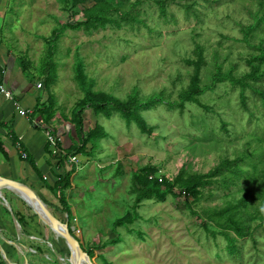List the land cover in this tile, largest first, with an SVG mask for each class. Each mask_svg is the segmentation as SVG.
Instances as JSON below:
<instances>
[{
  "label": "rangeland",
  "instance_id": "1",
  "mask_svg": "<svg viewBox=\"0 0 264 264\" xmlns=\"http://www.w3.org/2000/svg\"><path fill=\"white\" fill-rule=\"evenodd\" d=\"M106 1L129 13L128 21L86 30L84 11L94 0L76 7L72 0H11L7 24L2 28L0 23V33L10 32L4 44L13 77L35 89L42 84L35 93L43 106L54 96L57 135L71 129L74 139L78 136L72 119L86 97L77 78L80 62L96 91L123 100L161 99L142 110L151 129L147 133L120 113L107 117L90 108L84 111L86 129L100 124L106 136L76 155L78 167L63 152L57 155V172L74 170L66 190L72 221L45 186L40 196L74 228L85 250L94 252L95 264H264V101L248 86L264 91V79L243 84L226 80L198 96L207 108L194 102L180 106L196 68L187 59L200 58L197 46L203 54L202 87L210 86L220 71L237 80L250 73L249 61H256L264 45V0ZM57 29L49 71L57 81L48 90L41 65L49 66L46 38ZM24 60L31 63L28 70ZM147 167L156 169L146 173L150 178L175 180L183 173L214 172L213 182L189 203L177 187L176 195L165 201L147 198L137 204L134 176ZM228 207H237L243 237L228 225ZM129 211L133 220L117 225ZM36 214L28 215L42 220ZM44 223L57 264H75L66 240ZM227 234L236 237V252L230 250Z\"/></svg>",
  "mask_w": 264,
  "mask_h": 264
},
{
  "label": "trees",
  "instance_id": "2",
  "mask_svg": "<svg viewBox=\"0 0 264 264\" xmlns=\"http://www.w3.org/2000/svg\"><path fill=\"white\" fill-rule=\"evenodd\" d=\"M87 1L88 0H72V4L73 7H76L80 4H85ZM128 14L129 13L125 12L122 8H119L106 0H94V4L90 7H87L84 11L86 20L83 23V26L86 30H93L101 27H106L109 24H116L117 26H121L122 21H128ZM70 25L74 27L78 26L75 24ZM59 35L60 32L57 29L56 34L54 36H52L51 38H46L49 47L47 50V57L48 59H50V61L48 62L49 66L41 65V70L43 71L41 74L42 76L44 75V85L45 88H47L48 90H50L51 86H53L57 81L56 75L54 73L50 74L49 71H53L51 66L53 64L51 62L53 61V57L55 56L56 41L58 40ZM197 48L200 53V58L198 60L187 59V63L195 65L196 68L189 87L181 93L182 102L180 103V106H184L187 102H194L202 107H206L200 102L198 96L202 95L207 90H214L217 87V84L226 80H230L232 83L243 84L244 82H246L244 80L247 79L255 80L256 83H259L264 79V72L260 71V64L264 63V45L261 44L259 47L262 51L261 55H259L258 57H254V59L256 61H259L260 63H256V61L254 60L249 61L251 71L245 76L244 79L237 80L231 72L225 75L220 71L216 75H214V80L210 86L202 87L201 68L203 65V54L200 46H197ZM23 64L24 70H28L29 64L31 63L24 60ZM3 75L4 72L0 70V84H2L3 82ZM77 78L80 83V86L86 93V97L83 99V101L79 103L74 113L72 122L75 124L78 136L76 139H72L71 147L66 151L64 150L66 154H85V146L88 143L94 144L99 139H102L106 136L104 128L100 124H97L94 129H86V117L84 116V111L87 108L92 109L97 115L103 114L107 117H111L114 113H120L128 121L129 124L135 122L143 132L147 133L151 131V129L147 125L145 118L142 115V110L149 109L155 106V104L161 102V99L151 98L147 101H143L137 96H131L130 98L123 100L111 93H107L104 91H96L92 88V83L87 80L85 74L83 73L81 62L80 64H78L77 67ZM248 86H250L254 91L261 94L264 101L263 90L257 89L254 85ZM53 97L51 98L52 100L47 106L42 105L43 100L41 95L40 97H38V102L34 111L35 118H38V121L35 123L37 127H43L46 125L50 126L54 118L56 109ZM169 105L173 106L174 104L169 103ZM3 125V123H0V126ZM9 135L11 136V139L13 140L15 146L22 150V152L26 153L27 157L23 159H25L30 165L34 167L38 176L46 184L47 188L59 198L62 205L64 206V210L66 211L70 221H72L74 219V215L66 199V190L71 187V176L74 173V170L67 171L66 169L65 174L59 177V180L55 183V185H50L48 181L44 179V176L42 175L40 169L37 167L34 158H32L27 153L24 143L15 133H13L11 128H9ZM65 158L68 160L67 155H65ZM154 170L156 169L152 167H147L142 172L135 173L134 181L136 183V186L134 185V187L138 194V197L136 199L137 204L147 198H156L159 201H165L169 195H176L175 189L177 187L182 190L181 195H184L185 200L187 201V203H189V200L191 198L197 200L202 195L203 188L207 187L213 182L212 177L214 175V172H210L207 175H184L183 173L180 174L175 180H170L168 178H150L148 174L146 175L148 171L153 172ZM219 171L220 169L218 168L217 172ZM245 201L246 199L244 198L241 204H243ZM236 209L237 207H228L225 210L226 213H229L228 225L235 227L237 230V234L240 237H243L245 234V230L244 227L238 226L239 220L237 219L238 212ZM133 217L134 214L129 211L124 217H120L117 220L116 224L124 225L127 223V221H132ZM18 219L22 223L23 218L18 217ZM70 228L72 229L71 226ZM72 233L75 235L74 230H72ZM227 235L229 241L231 242L230 250H232V252H236L237 247L234 245V242H236L237 240L236 237H231L229 234ZM87 252L93 259L94 252L91 250Z\"/></svg>",
  "mask_w": 264,
  "mask_h": 264
},
{
  "label": "crops",
  "instance_id": "3",
  "mask_svg": "<svg viewBox=\"0 0 264 264\" xmlns=\"http://www.w3.org/2000/svg\"><path fill=\"white\" fill-rule=\"evenodd\" d=\"M10 3L11 0H0L2 28L8 21L7 16L9 14L6 8L7 4ZM10 29V27L7 28V30ZM9 33V31L8 35L0 33L2 40L0 56L5 67L2 83L13 94V98L9 99L0 91V123L4 124L0 126V175L23 183L26 182L38 194L43 192L44 186L47 192L53 193L38 176L34 167L23 159L26 158L22 156L24 152L15 146L9 135V128H11L13 133L24 143L27 153L34 158L44 179L54 186L57 182V174H60L59 177L62 174L60 171L57 172V155L52 153L47 131L50 129L57 135V126L52 124L53 121L50 126L37 127L35 124L37 120L34 111L38 97H40V94L35 93L39 89L38 84L36 89L30 87L24 79L14 78L12 69L7 68L9 61L6 52L8 51L7 36ZM4 42H7V45ZM9 65L11 67V64ZM21 108L30 109L33 114L23 116L20 113ZM52 126L56 127L55 131L51 128ZM58 136L61 137L63 150H68L74 138L71 129L68 130L67 134L59 131ZM60 168H63V165ZM53 195L55 196L54 193ZM29 207L30 205L20 195L10 189H3L2 195L0 192V264H57V251L50 238L45 235L47 232L46 224L39 217L31 219L28 214L30 212L36 214V212ZM18 217L23 218L22 223Z\"/></svg>",
  "mask_w": 264,
  "mask_h": 264
},
{
  "label": "water",
  "instance_id": "4",
  "mask_svg": "<svg viewBox=\"0 0 264 264\" xmlns=\"http://www.w3.org/2000/svg\"><path fill=\"white\" fill-rule=\"evenodd\" d=\"M5 188L16 189L24 194H26L30 199L35 201L40 209L43 211L46 220L49 222L51 227L55 229L68 243L69 247L72 249V256L77 252V259L75 264H95L92 257L85 250L80 240L72 233V229L69 226V223L61 221L49 208L47 203L42 199L38 192L33 189L31 186L11 178H6L0 175V192ZM41 217V215L38 213ZM42 219V217H41ZM76 257V256H75Z\"/></svg>",
  "mask_w": 264,
  "mask_h": 264
},
{
  "label": "built area",
  "instance_id": "5",
  "mask_svg": "<svg viewBox=\"0 0 264 264\" xmlns=\"http://www.w3.org/2000/svg\"><path fill=\"white\" fill-rule=\"evenodd\" d=\"M0 70L5 73V67H4L3 61L1 60V56H0ZM42 86H43L42 84H40V83L38 84V88L39 89L42 88ZM0 91L7 98H9V99L13 98L12 92L9 89H7V87L3 83L0 84ZM20 113L23 116H30L31 114H33V111L30 110V109L21 108L20 109ZM47 137H48V142H49V144L51 146V149H52V153L54 155H58L61 152H63L65 155H67L68 161L73 163V166L78 167V163L80 161L79 157L76 156V155H68V154H66V152L63 150V148L61 146V137L60 136L54 134V132L49 129L47 131ZM22 154H23V157H27V155L25 153H22Z\"/></svg>",
  "mask_w": 264,
  "mask_h": 264
},
{
  "label": "bare ground",
  "instance_id": "6",
  "mask_svg": "<svg viewBox=\"0 0 264 264\" xmlns=\"http://www.w3.org/2000/svg\"><path fill=\"white\" fill-rule=\"evenodd\" d=\"M8 189H10L11 191H13V192L17 193L18 195H20L32 207V209L37 214L39 213L41 215L42 220L45 221V222H47L49 224V222L46 220V218L44 216L43 211L40 209V206L35 201H33L32 199H30V197H28L26 194H24V193H22V192H20V191H18L16 189H12V188H8ZM67 245H68V243H67ZM68 247H69V245H68ZM69 249L72 252V249L70 247H69ZM74 255L76 256L75 258L77 259V252Z\"/></svg>",
  "mask_w": 264,
  "mask_h": 264
}]
</instances>
